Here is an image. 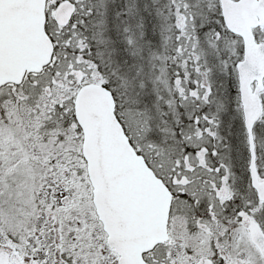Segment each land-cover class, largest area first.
<instances>
[{"label":"snow or ice","instance_id":"obj_1","mask_svg":"<svg viewBox=\"0 0 264 264\" xmlns=\"http://www.w3.org/2000/svg\"><path fill=\"white\" fill-rule=\"evenodd\" d=\"M0 264H264V0H0Z\"/></svg>","mask_w":264,"mask_h":264}]
</instances>
